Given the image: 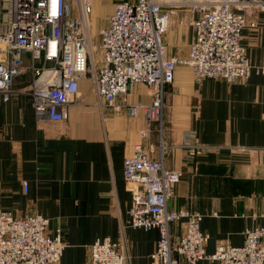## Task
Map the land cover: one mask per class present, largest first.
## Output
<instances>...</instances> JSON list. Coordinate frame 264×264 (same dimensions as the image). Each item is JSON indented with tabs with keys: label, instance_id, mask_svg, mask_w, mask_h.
Returning <instances> with one entry per match:
<instances>
[{
	"label": "crops",
	"instance_id": "0c3cea01",
	"mask_svg": "<svg viewBox=\"0 0 264 264\" xmlns=\"http://www.w3.org/2000/svg\"><path fill=\"white\" fill-rule=\"evenodd\" d=\"M116 1L92 0V11L100 9L94 33L89 23L94 70L102 64L99 31ZM154 1L172 12L163 36L167 56L184 58L200 0ZM253 20L255 27L242 29L241 43L250 63L264 66V12ZM22 60L27 69L12 79L8 99L0 94V210L38 213L48 218V232L61 229L65 246L56 264H82L92 242L104 237L118 243L127 264L150 263L157 231L128 224L131 186L123 176L125 158L141 141L152 160L181 171L167 205L202 214L199 227L209 236L206 254L219 244L240 246L245 229L264 226V74L196 83L191 68L178 64L164 87L159 122L105 104L88 75L70 96L66 120L51 121L34 114L25 90L32 61L28 53ZM150 100L145 84L130 87L127 102ZM121 102L118 97L116 103ZM188 135L209 149L186 156L180 144ZM182 226L180 220L171 227L176 239Z\"/></svg>",
	"mask_w": 264,
	"mask_h": 264
},
{
	"label": "built area",
	"instance_id": "2783aa9c",
	"mask_svg": "<svg viewBox=\"0 0 264 264\" xmlns=\"http://www.w3.org/2000/svg\"><path fill=\"white\" fill-rule=\"evenodd\" d=\"M192 22L194 36L184 58L168 57L164 33L172 12L154 0H119L100 28L102 64L90 65L89 16L92 0H0V94L8 99L12 79L27 69L32 80L25 89L36 118L66 120L70 96L79 79L92 76L96 93L115 110L123 107L136 117L161 121L164 87L171 83L178 64L191 68L196 83L220 78L228 83L246 81L251 73L264 74V66L252 65L241 43L242 29L256 26L253 15L264 12V0H200ZM147 86L149 103H129L132 85ZM121 103L117 104V98ZM148 129L141 130L147 137ZM186 156L209 149L186 136L180 144ZM181 171L152 160L144 142L134 145L123 163V176L131 186L128 224L155 229L157 241L149 264H264V226L244 230L240 246L215 247L206 254L208 234L201 231L202 214L167 205ZM24 188H25V184ZM183 220L177 239L171 227ZM49 220L38 213L17 216L0 210V264H56L65 243L61 229L48 232ZM82 264H127L117 242L97 239Z\"/></svg>",
	"mask_w": 264,
	"mask_h": 264
},
{
	"label": "rangeland",
	"instance_id": "374dc122",
	"mask_svg": "<svg viewBox=\"0 0 264 264\" xmlns=\"http://www.w3.org/2000/svg\"><path fill=\"white\" fill-rule=\"evenodd\" d=\"M99 12H100V9L96 10L95 12L92 11L90 16H89V23H90V26H91V32L94 33L96 30H97V24L96 22L98 21V18H99ZM98 42V41H97ZM93 45H96L95 42ZM91 46V45H90ZM90 54H91V58H92V53L90 51ZM90 75V73H89ZM142 112V111H141ZM143 113V112H142ZM139 114V113H138Z\"/></svg>",
	"mask_w": 264,
	"mask_h": 264
},
{
	"label": "bare ground",
	"instance_id": "6f19581e",
	"mask_svg": "<svg viewBox=\"0 0 264 264\" xmlns=\"http://www.w3.org/2000/svg\"><path fill=\"white\" fill-rule=\"evenodd\" d=\"M198 3V2H195V4ZM89 50H90V46H89Z\"/></svg>",
	"mask_w": 264,
	"mask_h": 264
}]
</instances>
